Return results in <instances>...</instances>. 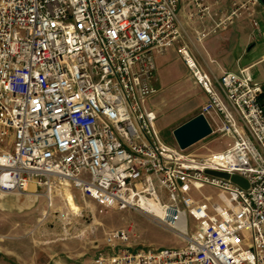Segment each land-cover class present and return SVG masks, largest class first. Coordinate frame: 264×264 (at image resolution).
Instances as JSON below:
<instances>
[{
    "label": "built area",
    "instance_id": "built-area-1",
    "mask_svg": "<svg viewBox=\"0 0 264 264\" xmlns=\"http://www.w3.org/2000/svg\"><path fill=\"white\" fill-rule=\"evenodd\" d=\"M200 1L191 16L208 14ZM178 4L0 0V193L45 187L50 200L66 184L102 208L144 214L184 242L134 247L131 227L114 228L94 264H264L263 86L245 68L213 78L186 46L176 49L206 94L199 113L211 133L230 139L203 156L168 144L146 105L158 91L154 57L180 35ZM241 7L234 2L212 31ZM206 169L238 174L248 187ZM205 185L218 202L189 194Z\"/></svg>",
    "mask_w": 264,
    "mask_h": 264
},
{
    "label": "rangeland",
    "instance_id": "rangeland-1",
    "mask_svg": "<svg viewBox=\"0 0 264 264\" xmlns=\"http://www.w3.org/2000/svg\"><path fill=\"white\" fill-rule=\"evenodd\" d=\"M242 59L244 64L253 62L245 69L254 82L264 88V37H259L256 46ZM181 84L192 87L193 83L184 81ZM161 90L158 93L162 97L161 105L152 108L156 128L164 140L176 146L167 123L174 121L193 103H199L202 93L194 88L191 90L193 97L188 94L185 99H179L171 97L170 87ZM215 122L220 124L216 118ZM229 142L227 136L211 133L184 152L203 156L211 151H221ZM66 190L73 196L77 211L68 208ZM217 193L218 190L209 185L189 192L196 200L207 196L215 202L219 201ZM28 194L36 195V201L27 208H20L14 204L11 194L0 193V264H94L95 255L105 249V233L123 226L132 228L134 247L172 249L184 244L178 236L154 224L144 214L127 208H102L93 200L81 197L79 190L72 187L56 186L51 191L50 200L45 187H38L34 193H25ZM189 223L193 226L194 220L190 218Z\"/></svg>",
    "mask_w": 264,
    "mask_h": 264
},
{
    "label": "crops",
    "instance_id": "crops-1",
    "mask_svg": "<svg viewBox=\"0 0 264 264\" xmlns=\"http://www.w3.org/2000/svg\"><path fill=\"white\" fill-rule=\"evenodd\" d=\"M200 2L207 7L208 14L203 18L191 16V13L195 12L193 0H179L177 10L179 38L165 53L156 54L154 57V84L158 91L146 100L148 107L151 109L156 106L160 107L162 97L158 93L162 91V88L170 87L171 97L179 99L183 97L185 99L188 94L193 97L191 90L194 88L202 93L199 103H193L174 121L167 123L170 124L171 132L177 125L199 113L201 105L206 100V94L193 82V78L176 49L181 45L186 46L195 62L213 78H217L225 71L237 72L241 68H249L248 66H251L253 62L248 61L244 64L242 57L256 46L259 37H264V5L259 0L255 2L201 0ZM234 2L244 3L245 7L239 8L237 16L233 17L224 28H218L213 32L215 23L228 15ZM253 21L256 25H253ZM201 32L206 34L199 38ZM184 81H191L192 87L187 86V88L182 85L181 82ZM262 97L264 101V95ZM167 143L172 145L171 142Z\"/></svg>",
    "mask_w": 264,
    "mask_h": 264
},
{
    "label": "water",
    "instance_id": "water-1",
    "mask_svg": "<svg viewBox=\"0 0 264 264\" xmlns=\"http://www.w3.org/2000/svg\"><path fill=\"white\" fill-rule=\"evenodd\" d=\"M259 1L264 5V0H259ZM211 132L212 129L205 116L201 113H197L188 120L177 125L172 130V135L174 137L176 145L180 149L184 150L190 145L205 138L206 136L211 134ZM205 173L222 177L225 179H229L233 183H236L237 185L243 188L248 187L247 180L238 174H229L227 172L210 170V169H206ZM11 197H13L14 204L20 208H27L33 205L37 199V196L33 194H28V195L11 194Z\"/></svg>",
    "mask_w": 264,
    "mask_h": 264
},
{
    "label": "bare ground",
    "instance_id": "bare-ground-1",
    "mask_svg": "<svg viewBox=\"0 0 264 264\" xmlns=\"http://www.w3.org/2000/svg\"><path fill=\"white\" fill-rule=\"evenodd\" d=\"M28 188L29 189H33V187H31V186H28ZM65 200H66V204L68 205V208H70L72 211H77L78 210V207L76 206V204H75V202L73 200V196L71 195L70 192H68V190H66V192H65Z\"/></svg>",
    "mask_w": 264,
    "mask_h": 264
},
{
    "label": "trees",
    "instance_id": "trees-1",
    "mask_svg": "<svg viewBox=\"0 0 264 264\" xmlns=\"http://www.w3.org/2000/svg\"><path fill=\"white\" fill-rule=\"evenodd\" d=\"M264 93V92H263ZM264 95V94H263Z\"/></svg>",
    "mask_w": 264,
    "mask_h": 264
}]
</instances>
